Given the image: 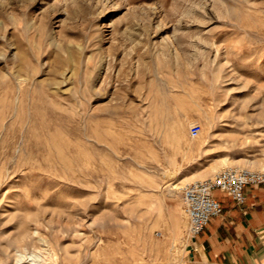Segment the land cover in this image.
Wrapping results in <instances>:
<instances>
[{
	"label": "rangeland",
	"instance_id": "rangeland-1",
	"mask_svg": "<svg viewBox=\"0 0 264 264\" xmlns=\"http://www.w3.org/2000/svg\"><path fill=\"white\" fill-rule=\"evenodd\" d=\"M226 167L264 169V0H0V264H185Z\"/></svg>",
	"mask_w": 264,
	"mask_h": 264
},
{
	"label": "crops",
	"instance_id": "crops-1",
	"mask_svg": "<svg viewBox=\"0 0 264 264\" xmlns=\"http://www.w3.org/2000/svg\"><path fill=\"white\" fill-rule=\"evenodd\" d=\"M213 195L222 213L191 240L185 264H264V184L246 186L241 205L220 190Z\"/></svg>",
	"mask_w": 264,
	"mask_h": 264
},
{
	"label": "built area",
	"instance_id": "built-area-1",
	"mask_svg": "<svg viewBox=\"0 0 264 264\" xmlns=\"http://www.w3.org/2000/svg\"><path fill=\"white\" fill-rule=\"evenodd\" d=\"M199 131V124L190 127L192 137L197 136ZM259 184H264V169L226 167L211 177L184 185L181 191V204L187 222V237L190 240L194 239L211 217L222 213V206L213 195L215 190L225 192L236 204L241 205L245 200L244 188Z\"/></svg>",
	"mask_w": 264,
	"mask_h": 264
},
{
	"label": "bare ground",
	"instance_id": "bare-ground-1",
	"mask_svg": "<svg viewBox=\"0 0 264 264\" xmlns=\"http://www.w3.org/2000/svg\"><path fill=\"white\" fill-rule=\"evenodd\" d=\"M31 264H38V261L35 260V259H33V260L31 261Z\"/></svg>",
	"mask_w": 264,
	"mask_h": 264
}]
</instances>
